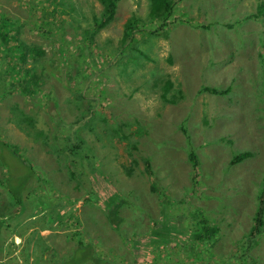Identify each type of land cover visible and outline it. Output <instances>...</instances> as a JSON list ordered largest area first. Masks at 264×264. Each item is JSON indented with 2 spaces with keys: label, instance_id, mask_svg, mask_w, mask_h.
<instances>
[{
  "label": "rangeland",
  "instance_id": "1",
  "mask_svg": "<svg viewBox=\"0 0 264 264\" xmlns=\"http://www.w3.org/2000/svg\"><path fill=\"white\" fill-rule=\"evenodd\" d=\"M260 1L180 0L172 15L177 24L151 35L143 28L158 27L148 15L149 1L119 0L114 18L91 41L89 31L104 10L100 0H0L11 34L46 50L40 89L32 96L19 89L0 100V137L16 144L48 180L34 194L47 204L38 208L45 226L58 229L46 263L217 264L238 252L239 263L253 256L264 264V232L249 251L240 249L264 183V17L252 15ZM54 9L59 18L46 17ZM133 14L142 19L136 32L141 50L153 58L145 65L128 57L134 44L128 46L124 27ZM54 18L59 21L49 23ZM38 25L53 27L63 55L62 42ZM124 64L133 70L129 77L121 74ZM100 67L104 75L90 72ZM166 78L183 96H161ZM204 83L217 92L201 91ZM15 104L32 124L17 119ZM85 109L92 115L71 132L94 148L92 169L78 159L71 165L59 149L70 132L59 123ZM242 152L251 154L236 159ZM19 166L10 159L11 172ZM0 175H6L1 164ZM115 193L124 197L119 222L107 211ZM0 200L12 209L4 215L10 221L19 211L1 184ZM197 212L218 226L216 235L206 226L208 235L196 236ZM26 220L17 226L22 235L31 225ZM80 241L85 244L79 247ZM20 246L13 244L11 254L24 256ZM26 256L21 264L43 262L39 253Z\"/></svg>",
  "mask_w": 264,
  "mask_h": 264
},
{
  "label": "trees",
  "instance_id": "2",
  "mask_svg": "<svg viewBox=\"0 0 264 264\" xmlns=\"http://www.w3.org/2000/svg\"><path fill=\"white\" fill-rule=\"evenodd\" d=\"M104 4V10L102 13V17H95V26L91 28L89 31V40L93 41L94 37L93 34L95 31L99 30L104 24L109 22L114 18L115 12L117 10L118 1L119 0H100ZM149 1V13L150 20L154 22L156 20V24L158 27L155 26L150 27H143L146 29V33L148 31L151 35L158 34L160 29L168 30L169 26H172L176 23V19L172 18V15L175 13V7L179 3L180 0H148ZM224 1V0H223ZM46 17L48 15L51 16H58V10L54 9L52 11H45ZM255 17L263 16L264 17V1H260L257 6L256 13L252 14ZM2 15L0 14V56L3 58V63L0 66V100L5 99L7 95L13 94L16 90L23 92L24 94L34 95L38 89L41 87V83L45 81L44 77V56L46 54V50L42 48L40 45L29 43L25 39L20 40L18 36L14 37V34H11V29L9 27L8 22L2 20ZM59 18V16H58ZM57 20V18L49 20V23H53ZM190 20V18L188 19ZM142 21L141 16L133 14L128 21L125 23L124 27V37H131L130 41L127 43L128 46H131L133 51L129 54L128 57H131L130 61L134 65H145L146 60L144 59H153L151 58L147 52L141 50V42L138 37L136 36V32L139 31V25ZM44 24L47 26L46 21H43ZM200 25V24H199ZM199 25H196L199 27ZM4 26H8L6 30H3ZM40 32L44 34H51V38L54 41L62 42L58 51L61 55H63L61 47H64V43L62 39L58 36V34L54 31L53 27H48V29L43 28L42 25H38ZM89 30V29H88ZM142 30V29H141ZM20 29H17L19 32ZM14 39L15 43L11 44L10 42ZM92 62V60H91ZM91 62L87 65L88 69L90 67ZM30 64V65H29ZM121 74L127 75V77L133 74V70L126 69V64L122 65ZM41 67V69H39ZM128 68V67H127ZM92 74L95 73H102L104 75V69L98 68L95 70H90ZM105 78V76H104ZM216 86H210L204 83L201 87V91L211 90L214 93L217 92ZM161 96L164 99H171L175 100L176 95H182L183 93L181 89L176 85V82L173 81L171 78H166L163 81L161 87ZM175 90V91H172ZM229 90V89H228ZM105 92V90H102ZM84 92V91H83ZM109 95V94H108ZM108 95H105L104 98ZM80 96L81 93H80ZM13 109L15 111H19V116L17 119L23 120L26 119L28 124H32L33 120L29 115H26L17 104L14 105ZM89 115H92L87 109H85L81 115H78L74 121L71 122H60L59 125H64V127H68L70 132L75 130L78 124H86ZM19 123V122H18ZM22 125L21 123H19ZM66 124V125H65ZM120 129V128H119ZM121 130V129H120ZM28 134H32L33 137L35 135L32 131H27ZM68 133L65 137V142L59 148L61 151L64 150L68 154V163L74 165L76 159L83 160V165L87 166L86 169H92L94 165V148L89 145L86 139L81 138L78 134L73 132ZM36 133H42L41 130L36 131ZM54 134V132H49ZM251 152H242L241 154L236 155V159H241L244 157H249L248 155ZM10 159H15V161L20 165V169L16 172H11L9 168ZM189 159L191 160L192 164L197 169L198 163L194 152H190ZM145 163V170H147L150 175H152V166L151 161L149 158H144ZM0 164L5 168V177H0V184L5 187L8 192V198L10 206H17L18 213L13 215L10 221H6L4 219L5 214H11L12 209L6 204L3 205V200H0V260L5 258L7 255L11 254V251L7 253H3L6 249L4 246V241L7 239L8 235L11 233V229L17 227L20 223H22L23 217L28 218L26 222L29 221V216L32 217L33 215L39 214V205H47L44 204L43 200L39 198L37 195H34L36 189L39 184L48 180L43 179L42 175L37 171V165H35L32 160L24 155L16 144H13L6 139L0 137ZM84 167V166H83ZM1 176V175H0ZM84 180L86 179L83 176ZM41 182V183H40ZM262 190L258 196V205L253 217V225L251 227L250 233L247 234V241H245L241 248L242 250L249 251L251 246L258 240V236H260L264 230V183L261 187ZM113 196V197H112ZM113 198L110 203L107 205L108 216L111 221L119 222L120 217L118 216V203L124 200V197L120 196L118 193L112 195ZM47 198V197H46ZM50 207V206H47ZM196 225L193 231L197 237H200L203 240L208 234L205 232L206 226L209 230L213 232V234H217L219 231L218 226H211L209 221L203 217L200 212L196 213ZM46 221V220H45ZM45 221L43 225H45ZM24 226V225H23ZM51 227L52 225H48ZM215 227V228H212ZM8 234V235H7ZM77 235V234H76ZM240 242H237L239 244ZM83 241L79 242V247L83 245ZM243 246H246V249H243ZM78 249V246H77ZM245 257V256H244ZM242 258L240 253H234L230 255L229 258H226L224 261L221 260L217 262V264H242L237 262L236 260ZM256 258L251 256V261L249 264H255ZM2 264V263H0Z\"/></svg>",
  "mask_w": 264,
  "mask_h": 264
},
{
  "label": "crops",
  "instance_id": "3",
  "mask_svg": "<svg viewBox=\"0 0 264 264\" xmlns=\"http://www.w3.org/2000/svg\"><path fill=\"white\" fill-rule=\"evenodd\" d=\"M42 215L36 214L33 215L32 217L29 216L28 222H31V225L29 227L28 231H25L26 234H23L18 230V227H14L11 229V233L8 235L7 239L4 241V246L5 250L3 253H7L8 251H11L12 245L17 244V246H20L19 248V254H22L20 249L22 248V252L24 256L20 257L17 255H7L5 258L0 260V263L2 264H21L25 261L28 260V257L26 256V253H39L42 255L43 262L41 264H52V261H48L46 263V255L50 252L49 250L52 248L53 250V245L55 244V239H53L51 236L55 232L58 231L55 228H57L56 224H52L51 227L43 225L45 218H41ZM21 227L24 225L22 223ZM28 229V228H27ZM26 229V230H27ZM20 232L17 236H14L15 233L17 234ZM24 232V233H25ZM15 237V240H14ZM45 253V254H44ZM49 255V254H48ZM50 256V255H49ZM56 264V263H53Z\"/></svg>",
  "mask_w": 264,
  "mask_h": 264
}]
</instances>
